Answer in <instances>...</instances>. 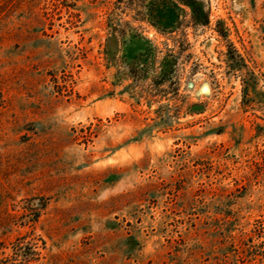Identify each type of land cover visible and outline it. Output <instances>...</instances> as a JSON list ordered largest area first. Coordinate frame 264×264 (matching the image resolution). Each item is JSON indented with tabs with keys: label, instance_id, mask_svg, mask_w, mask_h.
<instances>
[{
	"label": "rangeland",
	"instance_id": "374dc122",
	"mask_svg": "<svg viewBox=\"0 0 264 264\" xmlns=\"http://www.w3.org/2000/svg\"><path fill=\"white\" fill-rule=\"evenodd\" d=\"M153 1L0 0V264H264V0Z\"/></svg>",
	"mask_w": 264,
	"mask_h": 264
},
{
	"label": "trees",
	"instance_id": "16d2710c",
	"mask_svg": "<svg viewBox=\"0 0 264 264\" xmlns=\"http://www.w3.org/2000/svg\"><path fill=\"white\" fill-rule=\"evenodd\" d=\"M192 11L193 18L196 23L202 25H208V16L204 13V10L197 6L196 2L190 1L189 3ZM149 17L151 18L154 25L164 30L171 29L178 21L177 6L172 5L168 0H154L150 5ZM167 75V72H165Z\"/></svg>",
	"mask_w": 264,
	"mask_h": 264
}]
</instances>
